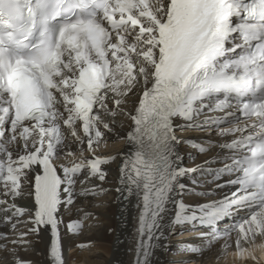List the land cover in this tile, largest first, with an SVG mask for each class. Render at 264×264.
<instances>
[{
    "label": "snow or ice",
    "instance_id": "6c2138e0",
    "mask_svg": "<svg viewBox=\"0 0 264 264\" xmlns=\"http://www.w3.org/2000/svg\"><path fill=\"white\" fill-rule=\"evenodd\" d=\"M109 192L130 264H264V0H0V264H70Z\"/></svg>",
    "mask_w": 264,
    "mask_h": 264
},
{
    "label": "bare ground",
    "instance_id": "6f19581e",
    "mask_svg": "<svg viewBox=\"0 0 264 264\" xmlns=\"http://www.w3.org/2000/svg\"><path fill=\"white\" fill-rule=\"evenodd\" d=\"M125 143L123 140H114L108 144V150L115 152L117 150H124ZM182 152L192 151L188 148H182ZM203 157H198L195 163H199ZM193 163L192 159L185 155V164L191 165ZM116 176V166L113 165L111 169V179L110 184L114 186ZM115 197L114 192H109L106 196L99 197V200L105 201L99 209L95 211L100 213H105L100 215L98 224H94L91 228L87 229L83 236L77 238V243L85 240L91 241V247H85L84 249H78L74 245L71 247L70 251V264H113V261L119 260L122 264H130L132 257L125 251L126 245L117 244L115 242L114 236L108 233L107 228L112 227L117 229L119 232L118 225L120 223V206L117 203H113ZM86 203V202H85ZM184 235L179 236L175 239H171L170 252H158L155 260L157 264H172L174 260L178 259V254L175 252L176 241L184 237H195V232L185 231ZM47 236L45 234V240ZM71 244V242H68ZM44 243L37 245V253L34 259L37 264H47L44 255ZM197 264H201L197 261ZM203 264H217L213 253H207ZM220 264H231V258L227 261H220Z\"/></svg>",
    "mask_w": 264,
    "mask_h": 264
},
{
    "label": "rangeland",
    "instance_id": "374dc122",
    "mask_svg": "<svg viewBox=\"0 0 264 264\" xmlns=\"http://www.w3.org/2000/svg\"><path fill=\"white\" fill-rule=\"evenodd\" d=\"M176 238V235H173L172 237H171V239H175Z\"/></svg>",
    "mask_w": 264,
    "mask_h": 264
}]
</instances>
